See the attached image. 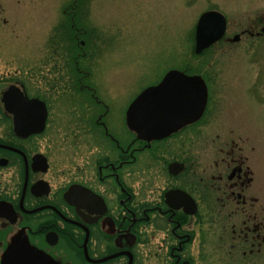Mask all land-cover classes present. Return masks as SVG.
<instances>
[{
    "label": "flooded vegetation",
    "instance_id": "obj_1",
    "mask_svg": "<svg viewBox=\"0 0 264 264\" xmlns=\"http://www.w3.org/2000/svg\"><path fill=\"white\" fill-rule=\"evenodd\" d=\"M71 29L70 59L49 48L24 69L0 66V264H36L35 252L54 264H264L259 174L235 130L212 123L204 78L203 112L149 141L128 122L132 100L91 83L93 34ZM21 123L40 131L21 136Z\"/></svg>",
    "mask_w": 264,
    "mask_h": 264
},
{
    "label": "rangeland",
    "instance_id": "obj_2",
    "mask_svg": "<svg viewBox=\"0 0 264 264\" xmlns=\"http://www.w3.org/2000/svg\"><path fill=\"white\" fill-rule=\"evenodd\" d=\"M208 10L225 16V38L244 34L196 55L195 25ZM72 24L93 34L80 36L92 39L83 47L91 83L121 105L171 70L204 78L212 123L247 144L264 196V33L255 35L264 0H0L1 69L45 60L49 48H67L70 59L80 52Z\"/></svg>",
    "mask_w": 264,
    "mask_h": 264
},
{
    "label": "water",
    "instance_id": "obj_3",
    "mask_svg": "<svg viewBox=\"0 0 264 264\" xmlns=\"http://www.w3.org/2000/svg\"><path fill=\"white\" fill-rule=\"evenodd\" d=\"M225 31L226 18L221 12L208 10L202 13L195 25L194 53L200 54L219 41ZM263 32L264 28L260 30V33ZM260 33L255 35L258 36ZM241 34L234 35L227 41L238 42ZM14 97L11 88L5 92V106L10 111L14 108L12 104L15 102ZM206 97V87L201 76L171 70L166 73L159 84L145 88L133 100L127 111L128 122L138 136L149 141L156 140L175 130L181 123L197 118L205 107ZM37 102L30 100L29 109L36 107ZM24 124L21 123L15 128L17 134L28 136L40 131L25 129ZM11 251L10 249V253ZM35 257L36 264H54L52 260L43 257L38 252H35Z\"/></svg>",
    "mask_w": 264,
    "mask_h": 264
},
{
    "label": "trees",
    "instance_id": "obj_4",
    "mask_svg": "<svg viewBox=\"0 0 264 264\" xmlns=\"http://www.w3.org/2000/svg\"><path fill=\"white\" fill-rule=\"evenodd\" d=\"M71 38H72V37H71ZM71 38H70V39H71Z\"/></svg>",
    "mask_w": 264,
    "mask_h": 264
}]
</instances>
